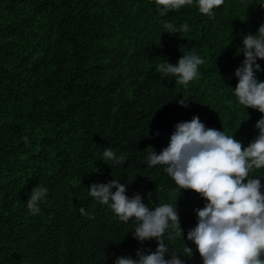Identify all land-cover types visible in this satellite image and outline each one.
<instances>
[{"label": "trees", "instance_id": "1", "mask_svg": "<svg viewBox=\"0 0 264 264\" xmlns=\"http://www.w3.org/2000/svg\"><path fill=\"white\" fill-rule=\"evenodd\" d=\"M261 4L224 0L210 18L195 0L163 17L149 0H0V264H114L155 251L154 240L133 239L134 218L122 222L89 196V185L112 179L150 210L176 206L182 237L165 259L175 251L183 264H202L187 233L206 202L180 190L165 166L150 168L148 148L159 154L193 116L245 147L255 139L261 114L238 105L233 91L242 39L264 25ZM166 23L190 31L166 33ZM188 53L205 63L187 86L156 70ZM257 63L264 81V60ZM105 148L125 162L104 160ZM257 176L264 185V169ZM37 185L48 192L32 215Z\"/></svg>", "mask_w": 264, "mask_h": 264}, {"label": "clouds", "instance_id": "2", "mask_svg": "<svg viewBox=\"0 0 264 264\" xmlns=\"http://www.w3.org/2000/svg\"><path fill=\"white\" fill-rule=\"evenodd\" d=\"M149 3H154L163 17L193 5L194 0H149ZM223 4L224 0H195L199 13L210 18L213 10ZM259 6L264 8V4ZM164 28L171 34L190 31L187 23L179 27L166 23ZM239 49L244 59L234 73L238 82L233 95L245 110L251 108L261 114L255 124L258 129L255 139L245 147L234 135L206 128L198 116H193L190 121L175 126L166 148L159 154L148 148L146 157L150 168L165 166L166 173L180 190H190L206 202L203 208L195 210L196 226L187 233V240L196 246L202 264H264V185L258 176L250 178L251 173L264 169V81L255 76L260 70L257 61L264 60V25L256 34L245 35ZM204 63L199 55L188 53L180 56L175 64L163 61L156 70L162 77H175L178 85L187 86L197 78L199 67ZM177 103L188 106L183 98ZM103 158L121 165L126 155L117 156L111 148H105ZM88 189L89 196L107 205L120 221L127 223L134 218L133 239L141 243L154 240L157 244L155 251L145 254L138 249L135 259L117 257L114 264H183L175 251L170 259H165L169 244L182 237L176 206L164 204L150 210L139 194L129 198L125 194L126 185L114 179L103 184L93 183ZM47 192L46 187L39 185L32 189L27 200L30 214L40 212L38 205ZM80 213L87 215L83 208ZM192 252V248L183 247L185 256L191 257Z\"/></svg>", "mask_w": 264, "mask_h": 264}]
</instances>
